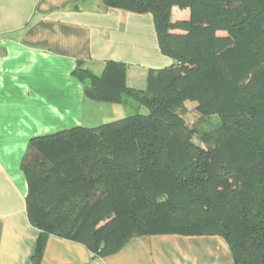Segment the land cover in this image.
Masks as SVG:
<instances>
[{
	"label": "trees",
	"instance_id": "trees-1",
	"mask_svg": "<svg viewBox=\"0 0 264 264\" xmlns=\"http://www.w3.org/2000/svg\"><path fill=\"white\" fill-rule=\"evenodd\" d=\"M102 1L151 14L173 62L149 69L145 89L127 85L121 62L99 75L76 69L86 98L148 113L32 138L22 162L30 221L42 238L100 257L135 237L178 234L220 236L235 264H264V0ZM174 7L189 17L174 20Z\"/></svg>",
	"mask_w": 264,
	"mask_h": 264
},
{
	"label": "crops",
	"instance_id": "crops-1",
	"mask_svg": "<svg viewBox=\"0 0 264 264\" xmlns=\"http://www.w3.org/2000/svg\"><path fill=\"white\" fill-rule=\"evenodd\" d=\"M189 15L173 8L176 20ZM111 60L127 65L136 89L147 87L149 69L173 62L149 13L102 0H0V264H235L220 236H140L100 257L73 239L42 238L30 221L22 168L30 140L115 120L116 104L110 112L89 102L75 74L84 67L99 75Z\"/></svg>",
	"mask_w": 264,
	"mask_h": 264
},
{
	"label": "rangeland",
	"instance_id": "rangeland-1",
	"mask_svg": "<svg viewBox=\"0 0 264 264\" xmlns=\"http://www.w3.org/2000/svg\"><path fill=\"white\" fill-rule=\"evenodd\" d=\"M173 19L176 20V17L174 16ZM89 102H92V100L89 99ZM101 104H104V105L107 104L109 106L108 109H107V107H103V110L111 112L112 107H110L111 106L110 104H114V103L102 102ZM121 109H123V112L120 111ZM115 111H116V118H114V119H121L123 117H126L129 114L136 113V111L137 112L139 111L140 113H148V109L145 106H141L139 109H137L135 105L134 106L133 105L128 106V105H124V104H116ZM104 113H106V112H104ZM183 113H184L185 118H186V120L190 126L197 125L196 123L198 120V115H197V113L194 109V105L192 103L187 104L186 109L183 111ZM217 120L218 119L216 116H213L210 118V122L212 124L217 123ZM209 126L211 127L210 123H209V125L202 124V125H199V128L201 127V130H206V129H209ZM194 140L196 143L204 146V144H202L198 134L194 135Z\"/></svg>",
	"mask_w": 264,
	"mask_h": 264
}]
</instances>
